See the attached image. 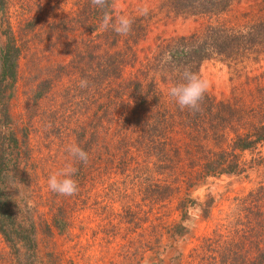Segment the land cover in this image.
<instances>
[{
	"label": "trees",
	"instance_id": "1",
	"mask_svg": "<svg viewBox=\"0 0 264 264\" xmlns=\"http://www.w3.org/2000/svg\"><path fill=\"white\" fill-rule=\"evenodd\" d=\"M82 1L71 14L47 15L40 22L43 1L0 0V11L5 14L0 54V240L5 244L1 264L26 256L33 264L41 252L39 233L51 236L54 228L70 224L69 201L87 203L98 184L106 191L101 194L104 199L109 192L111 197L139 196L143 204L126 205L122 220L116 224L110 220L109 225L149 222L158 241L165 234L170 240L162 253L172 248L171 264H264V88L257 89L252 108L251 92L249 100L238 93L233 104L206 93L197 113L180 110L164 91L177 69L198 71L207 59L220 57L237 63L251 55L264 58V0L256 3L257 9L242 13V22L238 17L220 19L236 0H165L176 14L216 19L188 36H157L147 45L152 14L139 16L130 11L132 30L121 36L111 30L101 32L98 24L104 10L91 0ZM16 4V23L11 25L8 7ZM44 24L49 27V56L33 90L38 113L21 117L20 147L11 116L21 79L20 60L26 57L22 54L30 36L38 38ZM57 45L64 47L55 50ZM166 53L171 56L168 63L163 62ZM81 79L89 81L87 88L78 86ZM5 143L16 150L11 167ZM71 143L87 151L89 159L86 164L76 162L79 190L65 197L49 191L46 181L71 159L65 151ZM246 150L251 151V170L262 172L248 198L250 215L237 219L239 230L225 218L183 252L181 243L193 237L184 223L187 209L195 204L189 190L211 176L244 171L246 162L237 151ZM12 173L19 189H8ZM106 175L112 177L107 187ZM177 196H181L177 207L181 219L174 223L165 220L163 213ZM155 206L163 212L155 216L156 222L150 219Z\"/></svg>",
	"mask_w": 264,
	"mask_h": 264
},
{
	"label": "rangeland",
	"instance_id": "2",
	"mask_svg": "<svg viewBox=\"0 0 264 264\" xmlns=\"http://www.w3.org/2000/svg\"><path fill=\"white\" fill-rule=\"evenodd\" d=\"M31 1L39 2V0ZM41 1L46 5L41 14L42 20L40 22L46 19L47 15L71 14L72 11L78 9V5L82 0ZM258 1L236 0L230 6L229 11L221 14L220 19L233 21L234 17H238V22H242L240 15L257 9L259 7L256 5ZM164 2L165 0H120L124 11L128 14H130V11L137 14L136 9L140 4L146 3L150 7L148 15H153L152 21H154V24L148 34L146 45L153 44L157 36L162 38L188 36L203 30L209 20L214 21L216 19V17L209 19L207 16L176 14L169 10L168 5H165ZM16 8L17 4L8 7V13H12V15L10 14L11 25L16 23L13 21L14 14L17 12L15 11ZM4 16V12L0 11V54L4 44V36L1 33V29L4 27ZM227 25H229L228 22ZM48 29L49 27L44 24L38 29V38L33 35L30 36L29 47L22 54L25 55L26 53V57L20 60L21 79L18 82L16 98L12 101L11 108V116H13V123H15V134L20 139V147L23 141L20 130L22 127L21 117L27 114L37 116L38 113L37 106L39 102L33 103V90L34 85L39 81L40 69L46 64L49 56V39L48 35L46 36ZM37 39L42 40L41 44H38ZM63 47V45H57L55 50H62ZM34 51H36L37 59L33 58ZM198 72L203 73L211 81L212 86L209 88L208 94L216 100L225 101L229 99L231 104L236 102L235 99L238 98V93L243 94L245 100H249L251 92L252 108L257 89L264 88V58L262 55H259V57L251 55L248 60L237 63L220 57L207 59L200 64ZM34 106L35 108H33ZM29 108H31V112L28 113ZM1 135L6 136L5 134ZM230 136H232V133ZM4 146L7 147V159L11 167L14 165L12 156L16 150L6 143ZM20 153L24 159L23 150ZM34 155L39 157L40 152L35 151ZM237 155L241 161L246 162L244 171L211 176L201 186L189 190L190 197L195 200V204L187 209L188 220L184 223L192 229L193 237L189 238L186 244L182 245L181 243L183 252L187 253L192 244L197 243L196 237L209 233L217 224L224 223L225 218L228 217L234 225V229L239 230L240 225L236 224L237 219H243L242 215H250L248 214L251 212L249 195L251 190L255 188L256 182L259 180V174L262 172L261 170L255 172L249 167L251 164L250 150L237 151ZM104 178L106 179L105 187H107L112 182V177L108 179L109 176L106 175ZM105 193L106 191L102 190L98 184L96 193L92 194L95 196L86 200L87 203L71 199L69 201V206H72L71 214L67 219L70 220V224L59 229L54 228L51 236L45 232L39 233L38 244L41 252L39 258L33 264H171L169 257L172 254V248L168 247L167 251L162 253V246L166 243L169 244L170 240L167 239L165 234L161 241H158L155 229L150 228L149 222L146 221L140 224L138 221L137 224L130 226L122 223L116 226L109 225L110 220H112V224L122 220L121 216L125 214L126 205L132 203L143 204L142 201L137 200L139 196L129 195L123 197L115 195L111 197V192H109L107 199L101 198V194ZM179 197L181 196H177L168 203L169 205L164 209L165 213L161 211L159 213L158 205L155 206L153 213L150 214V219L156 222L155 216L163 213L166 215L165 220L174 221V223L179 221L181 219V210L177 208L180 207ZM142 208L146 209V207ZM44 211H47V208H44ZM60 211L61 216L63 211L62 209ZM128 228L131 230H126ZM4 248L5 244L0 240V252ZM53 251L59 253L58 258L60 259H56ZM17 260L12 257L11 262L8 263L29 264L27 256Z\"/></svg>",
	"mask_w": 264,
	"mask_h": 264
},
{
	"label": "clouds",
	"instance_id": "3",
	"mask_svg": "<svg viewBox=\"0 0 264 264\" xmlns=\"http://www.w3.org/2000/svg\"><path fill=\"white\" fill-rule=\"evenodd\" d=\"M91 3L95 7L104 10L102 19L98 24L101 32L111 30L121 36H127L131 32L134 17L124 11L120 0H91ZM149 12L150 7L146 3L138 5L136 9V13L139 16H146ZM170 61L171 56L166 53L163 57V62L168 63ZM78 86L82 89L87 88L89 81L87 79H81ZM211 86V81L203 73L185 67L183 69H177L173 82L169 83L164 91L165 95L180 110L197 113L200 111L201 103ZM5 134H7L6 130ZM65 151L71 159L62 167L52 171L47 178L46 184L49 191L60 196L70 197L79 190L78 180L76 179L78 168L75 164L76 162L86 164L89 159V154L75 143L67 145ZM17 179L13 173L10 174L8 189L18 188ZM27 204L29 207L32 206L30 200L27 201Z\"/></svg>",
	"mask_w": 264,
	"mask_h": 264
}]
</instances>
